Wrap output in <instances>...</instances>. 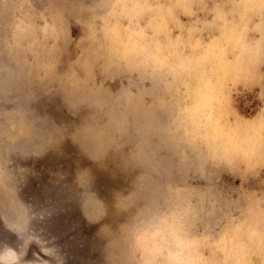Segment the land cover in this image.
<instances>
[{
    "label": "clouds",
    "instance_id": "9594fccd",
    "mask_svg": "<svg viewBox=\"0 0 264 264\" xmlns=\"http://www.w3.org/2000/svg\"><path fill=\"white\" fill-rule=\"evenodd\" d=\"M66 141L124 177L73 181L100 264H264V0H0V264H64L20 161Z\"/></svg>",
    "mask_w": 264,
    "mask_h": 264
},
{
    "label": "rangeland",
    "instance_id": "374dc122",
    "mask_svg": "<svg viewBox=\"0 0 264 264\" xmlns=\"http://www.w3.org/2000/svg\"><path fill=\"white\" fill-rule=\"evenodd\" d=\"M78 34L79 29L74 27L73 37ZM246 102L248 107L244 108ZM58 103L57 100L48 104L46 110L58 120L70 119L65 112L57 110ZM257 103L251 96L240 101L243 110L249 113ZM20 163L30 169L22 188V198L40 213L31 222L34 231L54 242L64 264H100L101 257L95 240L99 225L90 224L85 218L73 181L78 169H92L94 190L101 199L110 201L114 191L124 185L123 175L118 172L113 174L114 166L107 170L101 169L81 156L71 141H66L59 150H50L43 156L29 158ZM8 238L17 240L14 233H9ZM36 254L49 259L33 243L28 250L27 259L35 260Z\"/></svg>",
    "mask_w": 264,
    "mask_h": 264
}]
</instances>
